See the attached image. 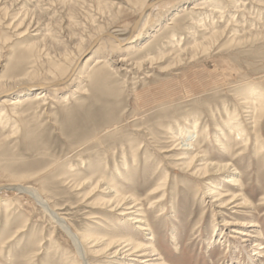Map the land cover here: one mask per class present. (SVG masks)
Listing matches in <instances>:
<instances>
[{
  "label": "rangeland",
  "instance_id": "374dc122",
  "mask_svg": "<svg viewBox=\"0 0 264 264\" xmlns=\"http://www.w3.org/2000/svg\"><path fill=\"white\" fill-rule=\"evenodd\" d=\"M107 1L115 6L108 9L102 0H0V92L22 80L25 88L64 77L98 27L132 26L139 5ZM211 1L199 3L227 4L219 7L226 19L213 21L210 7H155L141 45L129 50L100 42L84 51L72 81L50 89L41 104L6 107L0 120V264H80L66 233L29 195L11 188L18 182L39 188L81 235L143 241L153 234L168 264H252L264 246V116L254 124L244 102L259 96L253 97L254 88L264 91V0ZM203 13L205 27L194 28ZM237 124L246 144L230 133ZM182 140L185 146H175ZM196 154L203 160L197 166L204 160L228 163L240 176H193L182 164ZM233 177L242 192L231 185ZM219 184L223 196L245 194L250 209L212 199L207 188ZM108 187L128 201L136 196L147 217L111 211L104 205L112 199ZM224 221L231 225L223 227ZM248 221L263 233L262 245L253 249L234 233L247 229L242 224ZM88 254L92 264L108 262L104 254ZM137 259L141 264L147 258Z\"/></svg>",
  "mask_w": 264,
  "mask_h": 264
},
{
  "label": "bare ground",
  "instance_id": "6f19581e",
  "mask_svg": "<svg viewBox=\"0 0 264 264\" xmlns=\"http://www.w3.org/2000/svg\"><path fill=\"white\" fill-rule=\"evenodd\" d=\"M102 1H104L105 3L107 2L106 5L108 6V9L111 8L114 5V3L112 1L111 2H108L107 0H102ZM200 1H202V0H133L132 4L133 5H139V6H137L139 8L137 10L136 18H135L132 26H130L128 29H125V30L124 29H118V28H115V27H113V28H101V27H98L99 31L97 29V33L93 36V38L91 39V41L87 45V47L78 55L77 59L73 62V64L68 68L69 70L64 75V77H62L60 79H55V80H53L51 82H40V83H35L34 85L30 84L29 86H27L25 88L19 87L20 85L26 83V82H24V80H22V81H18L17 82L18 84L16 83L13 86H11V88H8V90L1 91L0 92V107H2V109H0V120L4 119L6 117V113H7L6 110H5L6 107H10L11 109L12 108L15 109L16 107H18L21 104H38L40 102L45 101L46 99H48L50 97V93H49L50 89H52V88H60V87H62L64 85H67L76 76V72L80 68L79 66H80V63L82 61L81 57H83L84 51H86V50L88 51V50L93 49L95 47V45H97L98 43L103 42V43H105V45H107V46H109L111 48L112 47L113 48L117 47L119 49L121 48V49H129V50L132 47L136 48L139 45H141V44H138V41L142 37L143 29L146 28L148 23L153 19V10H154L155 7L163 8L166 4L168 5V3H170V2L171 3L175 2L177 4H182L183 6L182 5L181 6L184 9H186V7L188 5H191V8L189 7V9H191L193 11L204 10V9H206V7H210L211 9H209L207 11L210 12L209 16L212 15L211 17H212L213 21H214L215 18H219V20L220 19L222 20V19L225 18V15H226L225 13H227V12H225L224 9L220 10L219 7H223L224 5L226 6L227 4H224L223 6L216 5V4H218V2H216V0H213L216 3L211 1V3L213 2V4L208 5L206 3L205 4H201V3H199ZM238 1L240 2V0H237L236 2H238ZM236 2L234 4H236ZM106 5H104V7ZM242 5H241V7H242ZM237 6H235V7L233 6V7L236 9ZM218 8H219V10H218ZM238 9H239V7H238ZM228 13H230V12H228ZM231 14H230V16H231ZM233 14H235V13H233ZM177 15H179V14H177ZM201 16H202V18H201ZM201 16H200V19L199 20L197 19V21L194 23V25H195L194 28H197V27L204 28L205 27V25H204L205 24L204 23L205 22L204 21V18H205L204 17V13L201 14ZM232 17H234V16H231V18ZM207 19L205 18V20H207ZM196 23H197V25H196ZM170 24L173 25L174 23L172 22ZM214 25H215V23L213 24V26ZM110 26H108V27H110ZM224 28H225V26H224ZM229 28H231V27H229ZM199 30H201V29H199ZM199 30H198V32H199ZM233 31H235V30H233ZM212 32H214V31H212ZM232 33H234V32H232ZM221 34H222V32H221ZM228 34H229V32H228ZM216 35H217V37L219 36L218 34H216ZM230 35H231V33H230ZM235 35H237V33ZM175 37H176V35L174 33H171V39H172L171 41L172 42L174 41ZM233 37H235V36L233 35ZM237 37H239V36H237ZM202 45L204 46V43ZM142 46L145 47V45H142ZM197 47H198V45L195 48L194 47L193 48L196 49ZM180 55H182V54H180ZM182 56H181V58H182ZM89 60H91V59H89ZM118 60H119L118 62L122 63V64H124L126 62L125 58H121V59L119 58ZM97 61H98V63H101L102 59L100 61L99 58H97ZM78 74L82 75L81 72H79ZM253 91L256 92V94H253V97L255 95H259V96L256 97L255 99L252 98V100H250V101H248V99H246L247 102H244L245 103L244 105L248 106V109H249L248 111H250V115H252L251 117L253 119H255L254 120V124H258V120L262 119L263 116H264V91L263 90H259L257 88H254ZM38 106H40V105H38ZM246 106H244V107H246ZM20 109H21V107H20ZM257 111H259L261 113V115H260V117H256L258 115L256 113V115H255V117L257 118L256 119V118L253 117V115ZM230 133H232L235 136L236 140H238V139L243 140V142L245 144L248 142L245 139L246 138V132L244 130L240 129V124H237L236 128L232 129L230 131ZM216 138H217L216 141L219 142V139H218L219 137L216 136ZM185 142H186V140H182L181 142H179L178 145H175V146H185V145H183ZM187 146L188 147H187L186 150H189V147L191 145L188 144ZM222 146H223L222 148L224 150L228 151V147H224V145H222ZM197 159H199L198 154H196L194 156H191L190 158L186 159L185 163L182 164L185 167V169L190 170L191 172H193V176L199 175V176H204V178H206V177H208L209 175H212V174H223V173H231V174L233 173L232 175H234L235 178L240 176L239 173L232 172V171L229 170L230 164H228V163H222V162H218V161L213 163L211 160H204V163H201L200 165L197 166V163L203 161V160H197ZM235 178L230 180V182L232 183L231 185L233 187H237L241 191V189L243 188L241 186V182H240L239 179H235ZM13 183H15V182H13ZM220 186L221 185L219 184L217 186H211V187L207 188V194H209L212 197V199L213 198L214 199H216V198L219 199L218 201H220L221 204L225 203L224 205H226L228 202L232 203V202L240 201L241 203L239 205H241L240 206L241 208L250 209V206H252V204L249 203L248 200H246V198L244 197L245 194L244 195H242V194L237 195V193H232L231 195L228 194V195H224L223 196L224 193H222V189L220 188ZM11 188L16 189L18 191H21V192L29 195L43 209L44 213L49 216V219H51L54 222V224H56L61 230H63L66 233L68 238L73 243V246L75 248V252H76V255H77V258H78V261L80 262V264H92L91 259H90L91 257L88 254L89 250H90L91 253H93V257L92 258L99 257L100 254L106 255V257L108 259L106 261H108V262H106L105 264H114L116 262V260L123 262L122 264H131V262H135V264H136L138 262L137 258H147V259H144L142 262H140L141 264H146V262H150V264H168L166 262L165 258L160 253L158 247L156 246V244H155L156 238H155V235H153V234L148 235V237H146L145 240H143V241L137 240V239L131 237V235H130V237L117 236L113 240L112 239H106L104 237H99V236H97L95 234H92V233L82 234L81 235V234L77 233L76 231H74L72 227H70V225L67 223V220H66L65 217L61 216L56 210L51 208L52 206L48 203V201L45 199V197H43V194H42V192H41V190L39 188H35L34 186H30V184L22 185V184H19V182H18V184L12 185ZM160 189H161V187H160ZM107 190H110V192H106V193L111 194L112 195V199H109L107 202L104 203V205H107V207L111 208V211H114V212L118 211L119 212L118 213L119 216L127 218V219H128V216L130 217V216L133 215V212L136 213L135 216H137V217H147L144 212H141L142 204L141 203H137L140 200L138 198H135L136 196H131L133 199L132 200L130 199V201H128L125 198L126 196L124 194H122V193H119V191L116 188L108 187ZM158 190H159V188H158ZM228 192L229 191H227V193ZM154 193H155V191L152 194H154ZM152 194H150V195H152ZM207 194H206V196H207ZM152 196H154V195H152ZM158 197H160V196H158ZM226 197H230V199L229 198L225 199ZM149 198H150V196H149ZM152 198H155V197H151V200H152ZM262 199H263V197H262ZM154 200H157V199H154ZM134 203H136V204H134ZM133 220L134 219H130V222H133ZM143 220L144 221H140L141 223H143V226H145V227L149 226L148 225V221L146 219H143ZM228 223H229L228 221H224L222 226L223 227L224 226L225 227H229L231 224H228ZM242 225H243L242 227L247 228V229L235 230L234 233L240 235L241 238L243 239L242 241L244 243H249L250 242L249 243V247H251L252 249L254 247L261 246L262 244H259L257 242H258V239L260 237H263V233H259V231H258L259 230V225L257 224V222L248 221V222H244ZM140 229L143 230V228H138V230H140ZM224 238L225 237H222V241H223ZM219 240L221 242V239H219ZM224 241L225 242L227 241L228 246L229 245L232 246V243L229 242V240H224ZM233 246H234V244H233ZM233 248H235V247H233ZM263 249H264V246H261V247H259L260 252H258L257 254L256 253L253 254L254 257L251 258V260H250V262L252 264H264V250ZM110 252H112V253L109 254Z\"/></svg>",
  "mask_w": 264,
  "mask_h": 264
}]
</instances>
